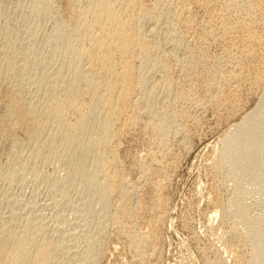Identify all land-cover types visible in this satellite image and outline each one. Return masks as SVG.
Masks as SVG:
<instances>
[{
    "label": "bare ground",
    "instance_id": "obj_1",
    "mask_svg": "<svg viewBox=\"0 0 264 264\" xmlns=\"http://www.w3.org/2000/svg\"><path fill=\"white\" fill-rule=\"evenodd\" d=\"M159 1L163 0H34L29 20L38 24V19L42 17L55 19L51 29L55 34L56 59L51 63L50 60L45 61V65H39L27 46L20 45L18 34L9 27L8 15L2 18L0 180L11 182L18 173L44 180L47 174H42L40 166L49 164L48 167L54 168L49 186L57 210L54 209L56 222L49 225L52 228L44 223L46 220L40 222L27 218L25 222H19L18 214L2 217L0 264H63L67 259L71 264H94L105 248V239L110 232L114 240L124 243L121 249L134 253L136 258H132L138 264L148 263L149 253L146 250L152 244L148 242L149 236L147 239L146 235H142L143 231L140 232L138 226L147 208H158L162 201L155 197H150L148 201L147 198H140L138 193L145 191L141 188L143 191L139 192L140 182H127L129 179L126 180L125 175L130 169L127 170L124 163L121 147L129 135L140 133L142 148L146 151L144 160L142 158L145 163L135 160V165L143 180L147 181L149 192L158 194L163 187L165 172H162L165 162L160 153H165L162 150L167 149L165 144L169 133L181 136L194 129L191 111L181 104L185 99H191V104L199 108L205 107L206 102L215 101L221 105L225 104L227 93L233 91L235 95L239 91L241 80L255 86L263 84L262 96L256 106L221 137L218 161L239 162L249 158L250 152L240 151L238 143H264L263 71L255 69L253 74L247 71L250 61L264 63V0ZM2 7L0 5V12L4 10ZM58 12L62 14L61 18ZM199 22L201 25H198ZM160 24L165 27V36H170L166 40L170 45L167 54L161 49L160 40L162 42L163 37L160 39L156 31ZM150 30L154 31L153 35L148 33ZM179 30L193 35L196 42L195 52L192 51L185 65L180 66V76L176 73L178 68L168 73L164 64L167 56H175L184 48V38L179 35ZM211 48L216 51L212 58L210 55L214 49L210 51ZM211 61L212 64L220 63V66L225 64L222 73L216 70L215 74L206 78L196 74L199 71L197 68L211 64ZM160 71V78H155ZM25 83L33 87V96L26 97ZM211 89L216 90L218 98L210 95ZM160 94L167 98V109H160L159 103H156ZM255 168L258 171L263 169L264 160H259ZM58 170L64 175L59 176L61 172L55 174ZM261 180L264 187V177ZM71 183H74L77 199L80 196L83 198L85 208L82 209L96 212L99 214L97 218H100L92 232L85 236L84 230L83 244L77 242V237L75 243L72 242L70 235L65 234V227L73 226L75 222H71L72 219L66 221L65 215H58L64 199L70 197L67 192ZM114 200L115 214L110 216ZM67 205L73 209L71 201ZM161 211H156V216L153 214L154 222L161 220ZM228 213L235 222L242 220L238 202L228 208ZM14 218L18 222L9 224ZM149 225L150 229H155L153 222ZM52 229L53 234L49 233ZM76 242L82 247L78 248ZM116 246L115 249L118 248ZM258 251L259 254L254 253L257 264H264V248Z\"/></svg>",
    "mask_w": 264,
    "mask_h": 264
},
{
    "label": "rangeland",
    "instance_id": "obj_2",
    "mask_svg": "<svg viewBox=\"0 0 264 264\" xmlns=\"http://www.w3.org/2000/svg\"><path fill=\"white\" fill-rule=\"evenodd\" d=\"M33 1L34 0H0V5L1 7L3 6L2 9L6 11V13H4V10L3 12L1 10V12L4 14L0 12V24L2 22V18L5 15H8L9 27L14 32H16V34H18L17 36L19 37L20 45L22 47L27 46L31 54L34 57H36V59H38L39 65H45L47 60H50V62L49 61L48 62L51 63L54 62L56 59V53L54 50L55 34L51 29L52 23L54 22L55 19L54 20L52 18L44 19V17H42L38 19V24H35L33 23L32 20H29L28 17L31 12V6ZM166 1L168 0H163L159 2L161 3ZM198 13L197 15L199 16L200 11H198ZM57 15L59 16V18L62 17V14H59V12L57 13ZM198 19L200 20V18ZM200 22L198 23V25H201L202 22L201 23ZM158 28L156 30L158 31L157 33L158 37L160 39L163 37L162 42L160 39H158L160 40V44L162 43L161 49H163L167 54L168 52L166 50H168V48L170 49V45L166 40H168L167 38H169L170 36L167 37L165 36L167 34H165L166 32L164 31L165 27L163 26V24H160ZM148 33L153 35L154 31L150 30V32ZM185 33L186 32L179 30V35L184 38L183 40H184L185 49L182 48L179 51H177L175 56L172 55L167 56L165 58L166 63L164 62L163 59L164 64H166L167 66L168 73H173L178 68L176 70V73H178V75L180 76L179 74L180 66L185 65V62L192 51H193L192 53L195 52L196 47L194 46L196 42L193 39L194 36ZM186 42L189 44H187ZM213 49L214 51H211ZM213 49L212 48L209 49L213 54L212 55L211 52L209 51V54L212 55V56L210 55L211 58L214 57V55H216L215 48ZM40 59L41 61L43 60L44 61L41 62L39 61ZM216 62H213L212 64L211 61V64L208 63L202 67L197 68V70L199 71H197L196 74H199V76L203 75V77L206 78L207 75H213L217 71L222 73V71L225 69V64L224 66L223 64L222 66H220V63L216 64ZM259 64L250 61V63L248 64L249 68L247 71L248 73L251 71L249 74H253L252 72L255 71V69L256 71H258L257 69H259V71L261 72L263 71L261 75L264 78V63H259ZM257 65L260 67L255 68V66ZM159 73H161L162 75V72L160 71L156 73L155 78H160ZM26 84L27 83H25V85ZM239 85L240 87L238 92L240 93L237 92L235 95L232 94L233 91H230L231 93L229 94L227 93L225 97L226 102L224 101L225 104L220 105L219 102L215 103V101L206 102V104H204L206 108L205 107L199 108L198 106L196 107L194 103L191 104L193 102L191 99L189 100L185 99L187 102L185 100L181 102V104H183L185 108L187 107L189 109L188 110L189 112L191 111L190 114L191 116H193L192 118L194 119L193 121L195 123V124L193 123L194 129L190 133L189 131L188 132L186 131L188 134L184 132L185 134L181 136L177 134L174 135L173 133H169L168 136L169 140L166 141L169 144V146L166 143L165 146H167V149L164 147L165 149L162 150L165 151V153L164 152L160 153L161 158L163 157L162 160H164L165 162L164 163L165 169H162L163 170L162 172H164V170L165 172L163 173V179H164L163 187L162 190L158 192V194H155L154 192L152 193L151 191L149 192L148 187H146L147 181L145 179L143 180L139 168L135 165V160H137V162L145 163L143 161L145 155L143 154H145L144 152L146 151H144L145 148H142L143 142H142V138L140 137V133L134 132L133 134H131V136L129 135L130 138L128 137L127 140H125V142L123 143L121 147V155L125 157L124 163H126L125 165L127 167V170L128 168L130 169L128 171L126 170L127 172H129V173L126 172L125 175V177H127L126 180L129 179L127 182L131 180H133L132 182H134V180L140 182L139 192L145 190L141 192L142 194L138 193V196L140 198H144V199L147 198L146 200L148 201L151 198L155 197L158 200L160 199L159 201H162V205L159 206L158 208H151V207H149L150 209L147 208L148 210H146V212L147 213H149L148 211L151 212L149 213V216L146 213L145 217H143V219L140 220L138 226L140 232L143 231L145 233L144 234L142 232V235L144 236L146 235L147 239L149 236L148 242L152 244L151 246H148L146 250V253H149L148 263L146 264H257V259L255 258L254 253L259 254L260 251L258 250L260 248H264V187H263V180H261L262 177H264V168L258 171L255 168V165L259 160H264V143L256 142V141H252L250 144L238 143L237 148L240 151L246 150L250 152L249 158L239 162H231V161L221 162L220 160L218 161L220 157L219 147L221 145L220 144L221 137L224 135V133L227 132V130L231 129L234 124L239 122V119L241 120L243 116H245L253 107H255L262 96L261 94H262L263 84L255 86V85H251L246 80L245 81L241 80ZM25 88L27 90L26 97L33 96L34 94V92H32L33 87L27 84L24 87V89ZM211 90L209 92L211 93L210 95L211 96L214 95L213 96L214 99L218 98V94H216L217 93L216 90L213 89ZM164 98L165 96L163 94H160L157 96L156 99L157 100L156 103L157 104L159 103L158 107H160V109L162 110L167 109V105H166L167 98L165 99ZM228 104H230L231 106L228 107L229 106ZM193 108L197 110L194 111ZM226 108L229 110L227 111ZM232 109L234 110L232 111ZM144 118L145 116L143 117V120ZM129 141L131 142L129 143ZM168 141L171 143H169ZM168 148L170 150H168ZM168 151L171 154L169 153L166 154V152ZM165 159L166 161L169 159L170 160L169 162L167 161L168 162L167 163ZM48 166L50 165L47 163L40 166L41 167L40 170L42 169L41 170L42 174L43 175L47 174L44 180L40 178H35L31 174L20 175V173H18L19 175L15 177V179L17 178L18 180L13 179L14 181L12 180L11 181L12 183L11 182L5 183L4 181L0 180V219L2 217H3L2 219H4L5 216H10V215L17 216L18 214L17 219L19 220V222H25L27 218L33 219L34 221L38 220L40 222L46 220L48 223L46 221L44 223L48 225V228L50 227L49 225L51 223L56 222L55 221L56 211L54 209L57 210V208H55L56 206L54 202H52L53 200L51 198V191H50L51 187L49 186L50 184L49 179L52 173L54 172V168ZM146 166H147V162H146ZM170 166H172V168ZM51 168H53V170H51ZM166 171L169 173H166ZM55 174L58 175L60 174L59 176L64 175L63 171L60 170H58ZM157 175L158 173H156V176ZM47 176L49 177L46 178ZM144 181H146V183ZM132 182H129V184ZM69 185L70 186H68L69 190L67 193H69L68 196L70 197L64 199L63 201L64 203L59 207L61 208V211H59L58 215H62V216L65 215L64 217L66 218V221L69 222L72 219L71 222H75L73 226L70 224V226L65 227L67 228V233L65 234L70 235L72 239L74 238V240L71 239L72 242L75 243V241L78 240L77 242L80 241L83 244L84 243L83 240L85 239V236L87 235V233H90L95 229L97 224L95 222H99L98 220H100V218L99 219L97 218L99 217L98 213L96 212L93 213L87 208L82 209L85 208L83 206L84 202L82 196L79 197L82 201L79 198L77 199V196H75L76 194H75L74 183H71ZM69 199L72 202L71 207L73 209L69 208L67 205V203L70 202ZM17 202L19 203L17 204ZM114 202L116 201L114 200L112 202V207L114 204L115 205L110 210L111 212L110 216L111 214L112 216H114L115 214L114 212H115L116 203ZM236 202H238L242 210V220L239 222H235L228 213V208L232 205H235ZM50 203L54 206L50 205ZM46 205H48L49 207L46 208L47 207ZM74 205L77 207H75ZM79 205L80 207H78ZM50 207L52 209H49ZM68 208L71 211H69ZM160 209H162L160 213L161 220H155L154 222L153 214L154 216H156V213ZM84 211H86L85 214L83 213ZM217 211L219 213H217ZM94 216H96V218H94ZM83 217L85 218L84 221H83ZM89 218L91 221L89 220ZM149 218H151V220ZM17 219L15 220L14 218L12 220V223L10 222L11 220L8 223L13 224L14 222H18ZM94 219L96 220L94 221ZM87 221L90 223H88ZM148 222L149 223L153 222L155 228L154 230L150 229L151 227ZM52 227L53 226H51L50 228ZM53 232H54L53 229L49 231V233L52 234ZM83 232L85 236L83 235ZM71 233H73V236L75 237H72ZM254 233H255V238H253ZM111 234L112 233L110 232L109 234L110 236L108 235V238L105 239V244H104L105 248L102 249V251L100 252V257L95 260L94 264H136L137 263L136 260L132 258L133 256L135 257V255H133L134 253L128 249L125 250L121 249L124 243L121 241L117 242L116 240H114ZM77 242H76L77 247L78 248L82 247L81 243H77ZM116 245H118L117 248L118 250L114 248ZM66 263L71 264L70 260L68 262V259L64 260L63 264Z\"/></svg>",
    "mask_w": 264,
    "mask_h": 264
}]
</instances>
